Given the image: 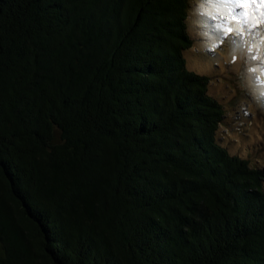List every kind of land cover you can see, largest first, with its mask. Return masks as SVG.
I'll return each instance as SVG.
<instances>
[{"label":"trees","instance_id":"16d2710c","mask_svg":"<svg viewBox=\"0 0 264 264\" xmlns=\"http://www.w3.org/2000/svg\"><path fill=\"white\" fill-rule=\"evenodd\" d=\"M189 2L0 0V264H264Z\"/></svg>","mask_w":264,"mask_h":264},{"label":"rangeland","instance_id":"374dc122","mask_svg":"<svg viewBox=\"0 0 264 264\" xmlns=\"http://www.w3.org/2000/svg\"><path fill=\"white\" fill-rule=\"evenodd\" d=\"M241 8L256 35L250 36L242 27L243 20L220 8L214 9L216 19L206 18L212 25L224 22L221 34L226 35L219 40L202 21V0H190L187 25L194 47L185 57L191 71L208 76L209 94L224 107L217 132L219 142L231 155L247 160L251 168L262 173L264 188V101L258 92L264 88L260 83L264 81V71L259 67L264 61V0H244ZM238 31L244 43L234 50L230 41L241 39ZM252 77H258L255 84Z\"/></svg>","mask_w":264,"mask_h":264},{"label":"snow or ice","instance_id":"6c2138e0","mask_svg":"<svg viewBox=\"0 0 264 264\" xmlns=\"http://www.w3.org/2000/svg\"><path fill=\"white\" fill-rule=\"evenodd\" d=\"M244 0H202V4L205 6V12L202 14V21L207 23L208 27L212 28L214 30V35L216 36V39L223 40L224 33L223 35L221 34L223 32V29L225 27L224 22L222 21L221 23L212 25L210 21L206 20V18L210 17L212 19H216V12L214 9H220V8H225L230 10L231 15L237 17L238 19L243 20V25L242 27H245V30L248 32L250 36H255L256 33L252 31L253 25H250L248 20L244 17L243 10L241 8L242 3ZM228 31H231V28L228 29ZM237 36H240L241 39L237 40L233 38L230 42L234 45V50L235 48H239L242 46L244 43L242 40V34L238 31ZM252 59H255V57H252ZM262 71H264V61L261 62L259 65ZM253 72L256 71L255 68L252 69ZM252 81L255 84L258 81V77H252ZM261 84H264V81H260ZM259 92V97L261 98L262 101H264V88H261L258 90Z\"/></svg>","mask_w":264,"mask_h":264}]
</instances>
